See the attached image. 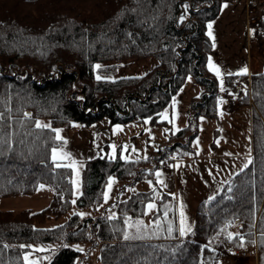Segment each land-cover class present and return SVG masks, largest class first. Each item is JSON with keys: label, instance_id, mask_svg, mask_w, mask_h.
<instances>
[{"label": "trees", "instance_id": "obj_1", "mask_svg": "<svg viewBox=\"0 0 264 264\" xmlns=\"http://www.w3.org/2000/svg\"><path fill=\"white\" fill-rule=\"evenodd\" d=\"M220 5V0H0V198L31 194L40 183L53 188L39 210L0 208V264H24L21 244L33 241L58 243L45 264H73L95 248L98 264H230L231 251L243 247L250 248L246 255L254 248L257 264H264V70L249 73L255 104L251 163L198 202L186 236L179 235L175 216L171 222L163 216L160 200L152 220L125 239V216L143 218L151 198L143 190L118 201L116 215L74 211L44 225L61 219L74 195L71 168L57 167L51 157L62 142L54 129L85 128L104 116L110 123L147 116L157 122L189 76L201 86L191 98L195 114L217 116L219 83L207 67L214 50L207 23ZM256 21L264 28V16ZM145 56L158 61L143 74L97 79L98 72L113 68H96L97 62ZM246 75L229 74L225 86L230 89ZM39 118L48 119V127H37ZM190 127L170 133V143L153 157L89 159L76 204L97 207L111 174L150 179L155 166L193 156ZM233 223L238 229L231 232Z\"/></svg>", "mask_w": 264, "mask_h": 264}, {"label": "rangeland", "instance_id": "obj_2", "mask_svg": "<svg viewBox=\"0 0 264 264\" xmlns=\"http://www.w3.org/2000/svg\"><path fill=\"white\" fill-rule=\"evenodd\" d=\"M246 2L245 5V0H223L222 2L220 0L218 15L207 23V33L211 31L213 48L217 52V54L210 52L209 61L219 69L220 74L216 75L220 84L223 83L224 76L232 71L246 72L249 69L256 72L264 69V34L260 36L259 31L263 29L256 21L259 16L258 6L264 4V0H246ZM209 24L212 25L211 30L208 28ZM250 60L251 67H249ZM157 61L155 56H145L112 59L97 62L95 65L111 64L113 67L111 70H102L97 75L104 78H117L143 74ZM245 69L246 71H244ZM35 71L37 70L34 69L35 77L39 78ZM245 77L244 81L238 80H241L240 83L250 93V74ZM199 87L200 85L189 76L183 87L173 95L171 102L161 109L157 122L150 121L147 116L140 121L110 123L109 118L104 116L85 128H79L77 125L69 129L58 128L62 142L53 149L58 154H68L69 158L57 160L55 163L67 165L75 161V168H71L70 178L71 181L77 180L79 187L77 189L76 185L72 183L75 203L72 204L69 211L59 220L48 219L44 225L52 226L64 220L68 214L74 211L80 215L83 214L82 216H95L102 212L108 216L116 215L118 201L127 198L133 192L143 190L149 192L151 197L146 204L145 214L140 220L133 221L129 219L130 217L125 216V233L129 236L137 235V227H130L129 224L136 225L137 221H151L160 200L162 208L164 207L162 214L168 218V222H171L175 216L178 233L181 206L185 227L192 229L194 209L198 202L218 193L223 184L243 169L251 159L250 126L252 117L251 114L249 117V106L250 110L255 109L251 94L247 93L249 105L230 100L225 101V98H221L218 99L217 116L199 115L196 133L192 135L194 133L192 124L188 131L192 136L190 141L194 147V155L188 157L190 159L177 160L175 165L171 163L169 166H155L154 159L149 160L146 164L149 167L148 170L155 166L151 171V176L148 177L150 179L132 180L130 178L136 177L123 178L111 174L108 177L113 180L111 190L108 189L109 180L105 186L107 199L104 195L102 202L95 208L78 206L76 198L81 193L83 168L89 159L101 155L119 156L123 160L153 157L160 146L170 143V133L187 123H192V118H188V112L191 114V96L196 93ZM221 101L238 106L223 108L219 104ZM37 122L49 124V120L46 118H39ZM113 146H115V151ZM77 171L79 172L78 176L76 175ZM157 172L161 174L159 177L156 175ZM160 181L163 183L161 184ZM52 193L53 188L50 184L40 183L31 194L1 197L0 208L39 210L49 203ZM149 203H154L156 207L149 210L147 208ZM231 226L233 227L230 229L231 232L237 231L236 223ZM190 231L186 230L185 235L181 236L180 233L179 235L184 237ZM21 246L26 247L23 252L24 264H45L59 248L58 243L50 241L27 242L22 243ZM96 250L97 248L93 252L90 250L89 254L85 251L86 255H78L73 264H98V261L95 260ZM252 250L254 253L251 252L248 256H234L236 257L234 258L235 264H245L248 259L253 264L256 253L254 248ZM26 257L27 259H25Z\"/></svg>", "mask_w": 264, "mask_h": 264}, {"label": "snow or ice", "instance_id": "obj_3", "mask_svg": "<svg viewBox=\"0 0 264 264\" xmlns=\"http://www.w3.org/2000/svg\"><path fill=\"white\" fill-rule=\"evenodd\" d=\"M208 28H209V30H211L212 25L209 24V25H208ZM208 35H209V36L212 35L211 31H209ZM209 66H210V69L213 70V71H215L217 75L220 74V73H219V69L216 68L215 66H213V65L211 64V61H209ZM100 67H101V65H96V68H100ZM244 71H246V69H245ZM100 78H101V77L97 76V79H100ZM222 90H223V89H222ZM37 127H48V125H41L40 122H37ZM54 131L57 132V137H56V138H57V139H62V137L59 136V132H60V130H59V129H54ZM113 150L115 151V146H113ZM68 158H69V157H68V154H58L57 151H56L55 149H53V154H52V159H53V161L63 160V159H68ZM248 163H251V160H249ZM56 166H57V167L64 166V167H69V168H75V161H73L72 163L67 164V165H61V164L57 163ZM247 166H248L247 164L244 165L245 168H246ZM76 175H77V176L79 175V172H78V171L76 172ZM156 175H157V177H159L161 174H160L159 172H157ZM72 183H73L74 185H76V187H77V189H78V187H79L78 181H77V180H74V181H72ZM112 183H113L112 178H109V183H108V189H109V190H111ZM149 183H151V181H149ZM160 183L162 184L163 181H160ZM41 187H43V185H41ZM104 195H105V199H107V192H106ZM73 203H75V201H73ZM155 207H156V205H155L154 203H149V204L147 205V208H148L149 210H151V209H153V208H155ZM81 215H83V214H81ZM165 215H167V212H165ZM142 223H143L142 221H137V222H136V225L129 224V226H130V227L135 226V227H137V229L139 230V227H140V225H142ZM186 230H187V231H190L191 229H190V228H187V229H186V227H185V218H184L183 208H182V206H181V210H180V228H179V233H180V235H181V236L185 235ZM168 232H169V234H171V232H172V228H171V226H169V228H168ZM129 238H130L129 235H128L127 233H125V239H129ZM229 238L231 239V234H229ZM25 259H27V257H26Z\"/></svg>", "mask_w": 264, "mask_h": 264}, {"label": "crops", "instance_id": "obj_4", "mask_svg": "<svg viewBox=\"0 0 264 264\" xmlns=\"http://www.w3.org/2000/svg\"><path fill=\"white\" fill-rule=\"evenodd\" d=\"M246 0H245V5H246ZM253 34L255 35V33L253 32ZM256 36V35H255ZM256 37H258V36H256ZM213 54H217V52L215 51V50H212L211 51ZM209 56H210V53L208 54V56H207V67H208V69L210 70V71H212L215 75H216V73L213 71V70H211L210 69V67H209V65H208V62H209ZM251 60H250V63H249V67H251ZM264 70V69H263ZM251 72H253V71H251V70H249L248 69V71H246V72H234V71H232V72H230V73H227L225 76H224V81H223V83L222 84H220V82H219V80H218V83H219V86H223V85H225V78H226V76H228L229 74H232V73H251ZM217 76V75H216ZM190 77H192V76H190ZM218 78V77H217ZM187 79H188V77H187ZM187 79H186V81L185 82H187ZM192 79H193V77H192ZM184 85V84H183ZM183 85L181 86V88L183 87ZM200 91H201V86L199 87V88H197V91H196V93L194 94V95H192V96H195V95H197L198 93H200ZM192 96H191V98H192ZM219 104L224 108V107H230V108H232L233 106H238V105H230V103L228 102V104L227 103H225L224 101H221V102H219ZM245 104V103H244ZM192 99H191V114H190V112H188L189 113V116H188V118L190 119V118H192L191 119V121H192V123H187V124H192V126H193V128H194V133H193V135L196 133V129H197V123H198V120H199V115L198 114H195V111H194V108L192 107ZM240 105V104H239ZM249 105V104H248ZM218 107H219V105H218ZM218 107H217V112H218ZM250 106H249V117H250ZM188 119V120H189ZM186 124V125H187ZM191 126V127H192ZM191 127H190V129H191ZM187 159H190V158H174V160L172 161V165H175V163L177 162V160H187ZM248 256V255H247ZM231 258L229 259V263L230 264H235V262H236V260L234 259V258H236V257H234V256H230ZM245 264H251V262L249 261V259L246 261V263ZM253 264H257V255L255 254V256H254V258H253Z\"/></svg>", "mask_w": 264, "mask_h": 264}, {"label": "built area", "instance_id": "obj_5", "mask_svg": "<svg viewBox=\"0 0 264 264\" xmlns=\"http://www.w3.org/2000/svg\"><path fill=\"white\" fill-rule=\"evenodd\" d=\"M258 13L259 16L260 15H264V4H261L258 6ZM255 15H257V13H254ZM234 86L237 88L236 90H232V89H227V90H218L216 92L217 96H226L229 97L231 99H233L235 102L240 101L242 98L246 97V88L244 87L243 84H241L239 81H235ZM248 249L244 248L242 250H235L234 252L237 254H241V255H245L247 253Z\"/></svg>", "mask_w": 264, "mask_h": 264}]
</instances>
